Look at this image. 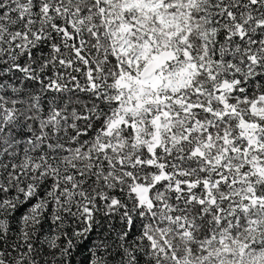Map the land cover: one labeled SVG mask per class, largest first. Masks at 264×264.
Returning <instances> with one entry per match:
<instances>
[{
    "label": "snow or ice",
    "instance_id": "obj_1",
    "mask_svg": "<svg viewBox=\"0 0 264 264\" xmlns=\"http://www.w3.org/2000/svg\"><path fill=\"white\" fill-rule=\"evenodd\" d=\"M0 264H264V0H0Z\"/></svg>",
    "mask_w": 264,
    "mask_h": 264
}]
</instances>
